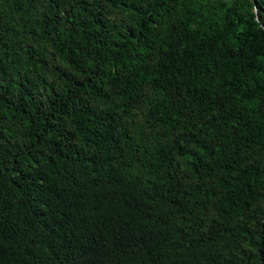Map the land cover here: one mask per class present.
<instances>
[{"label":"trees","instance_id":"trees-1","mask_svg":"<svg viewBox=\"0 0 264 264\" xmlns=\"http://www.w3.org/2000/svg\"><path fill=\"white\" fill-rule=\"evenodd\" d=\"M261 24L264 0H0V264H264Z\"/></svg>","mask_w":264,"mask_h":264},{"label":"water","instance_id":"water-1","mask_svg":"<svg viewBox=\"0 0 264 264\" xmlns=\"http://www.w3.org/2000/svg\"><path fill=\"white\" fill-rule=\"evenodd\" d=\"M258 19V18H257ZM263 27H264V25L263 24H261Z\"/></svg>","mask_w":264,"mask_h":264}]
</instances>
